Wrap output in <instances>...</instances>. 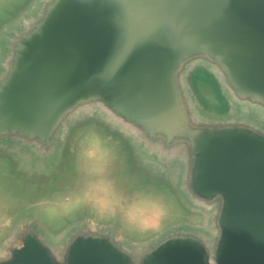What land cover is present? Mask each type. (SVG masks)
Segmentation results:
<instances>
[{
	"label": "water",
	"instance_id": "water-1",
	"mask_svg": "<svg viewBox=\"0 0 264 264\" xmlns=\"http://www.w3.org/2000/svg\"><path fill=\"white\" fill-rule=\"evenodd\" d=\"M0 264H264V0H0Z\"/></svg>",
	"mask_w": 264,
	"mask_h": 264
}]
</instances>
